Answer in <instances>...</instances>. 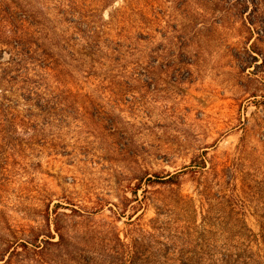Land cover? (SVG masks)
I'll list each match as a JSON object with an SVG mask.
<instances>
[{"label":"rangeland","instance_id":"374dc122","mask_svg":"<svg viewBox=\"0 0 264 264\" xmlns=\"http://www.w3.org/2000/svg\"><path fill=\"white\" fill-rule=\"evenodd\" d=\"M0 264H264V0H0Z\"/></svg>","mask_w":264,"mask_h":264}]
</instances>
